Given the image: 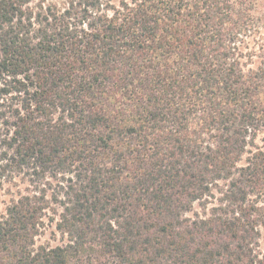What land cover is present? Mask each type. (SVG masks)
I'll list each match as a JSON object with an SVG mask.
<instances>
[{"label":"trees","instance_id":"1","mask_svg":"<svg viewBox=\"0 0 264 264\" xmlns=\"http://www.w3.org/2000/svg\"><path fill=\"white\" fill-rule=\"evenodd\" d=\"M15 179L0 264H264V0H0Z\"/></svg>","mask_w":264,"mask_h":264},{"label":"rangeland","instance_id":"2","mask_svg":"<svg viewBox=\"0 0 264 264\" xmlns=\"http://www.w3.org/2000/svg\"><path fill=\"white\" fill-rule=\"evenodd\" d=\"M263 134L259 135V138ZM257 139V143H260V139ZM24 184L20 183L18 179H15L14 182L0 181V215L4 212L7 204L10 199L15 197L18 190H23ZM211 202L207 204V207H210L214 201L210 199ZM193 210L200 212L202 211L201 206L198 203L193 205ZM191 215V213H189ZM52 215L48 214L44 218V227L41 229L39 235L35 237V245L39 244H49L57 245L64 241V238L61 237L58 231L54 227V221L50 217ZM260 249L264 252V226L261 228V237H260Z\"/></svg>","mask_w":264,"mask_h":264}]
</instances>
